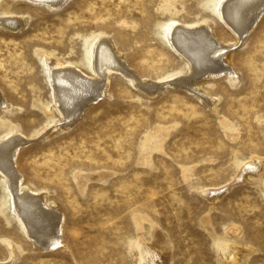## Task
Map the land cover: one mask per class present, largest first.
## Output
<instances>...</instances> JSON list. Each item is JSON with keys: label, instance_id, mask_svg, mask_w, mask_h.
Listing matches in <instances>:
<instances>
[{"label": "rangeland", "instance_id": "obj_1", "mask_svg": "<svg viewBox=\"0 0 264 264\" xmlns=\"http://www.w3.org/2000/svg\"><path fill=\"white\" fill-rule=\"evenodd\" d=\"M218 1L70 0L56 11L31 1L3 4L28 22L12 31L0 24V92L20 109L0 112V135L41 130L21 147L17 167L64 214L63 243L45 251L0 215V240L21 249L14 264H137L133 247L139 238L156 242L153 231L165 236L156 243L166 264H225L227 247L241 250L237 264H264V13L239 39L213 19ZM208 18L218 40L232 45L224 55L239 81L205 80L199 96L167 86L150 99L115 73L109 96L70 126L42 132L52 94L41 54L81 61L87 43L104 33L129 70L156 80L185 67L161 28ZM53 117L66 123L58 107ZM3 201L0 178V209ZM234 227L239 234H228Z\"/></svg>", "mask_w": 264, "mask_h": 264}, {"label": "bare ground", "instance_id": "obj_2", "mask_svg": "<svg viewBox=\"0 0 264 264\" xmlns=\"http://www.w3.org/2000/svg\"><path fill=\"white\" fill-rule=\"evenodd\" d=\"M17 1L19 0H0V24L9 28V31L22 29L28 22V16H18L14 12L2 9L3 4ZM20 1L45 5L50 10L62 9L70 3V0ZM263 13L264 0H219L211 10L213 19L225 23L239 39H246ZM213 19H200L193 23L172 20L161 28L159 35L171 50L181 57L185 67L178 73L156 80H148L129 70L124 58L120 56L121 50L111 40L112 38L104 33L96 35L87 43L81 61L61 59L53 52L41 54V63L52 94L50 104L45 105L48 122L42 132L54 126L58 131L70 126L91 103L109 96L110 79L115 73L123 75L150 99L156 97L167 86H175L198 95L201 94L198 90L200 83L224 75L230 77L233 85L239 76L230 66L229 57L224 55L232 45L218 40L213 30ZM205 97L212 108L217 105V100L212 101ZM56 107L59 108L65 124L62 122L55 124L53 115ZM0 110L2 113H15L20 109L10 105L0 92ZM39 130L28 137H24L18 129H8L4 135H0V178L4 189L0 215L15 223L23 235L45 251L55 249L63 243L61 234L64 214L59 205L50 199L49 191L33 189L24 182L16 162L21 147L38 138L41 135ZM87 178H81L80 182ZM160 232L153 231L152 238L156 242L165 238ZM228 234L237 235L239 230L234 227ZM0 242L8 251L6 261L0 259V264H14L20 255V247L9 239L3 238ZM156 242L148 241L146 244L140 238L137 240L133 247L137 264H166L167 251ZM240 253L241 250L235 247L222 249L225 264H237Z\"/></svg>", "mask_w": 264, "mask_h": 264}]
</instances>
